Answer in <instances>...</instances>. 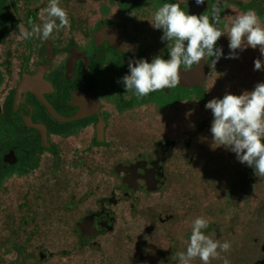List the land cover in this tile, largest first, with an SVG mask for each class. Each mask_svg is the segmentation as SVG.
Instances as JSON below:
<instances>
[{"label":"flooded vegetation","instance_id":"flooded-vegetation-1","mask_svg":"<svg viewBox=\"0 0 264 264\" xmlns=\"http://www.w3.org/2000/svg\"><path fill=\"white\" fill-rule=\"evenodd\" d=\"M48 3L0 0V264H180L165 252L196 217L209 221L206 236L246 248L233 264H264L260 233L243 242L242 221L260 219L264 176L231 151L211 148L205 108L264 83V70H253L255 59L264 61L259 47L226 59L224 34L215 67L214 57L191 70L181 65L175 88L137 97L122 83L129 61L169 58L172 43L150 25L164 3L210 21L215 14L225 31L248 10L264 26V0H59L69 27L44 42L19 39L17 26L42 25ZM133 166L147 187L163 182L140 199L157 220L117 224L116 189ZM200 181L208 190L194 200L187 186Z\"/></svg>","mask_w":264,"mask_h":264},{"label":"clouds","instance_id":"clouds-1","mask_svg":"<svg viewBox=\"0 0 264 264\" xmlns=\"http://www.w3.org/2000/svg\"><path fill=\"white\" fill-rule=\"evenodd\" d=\"M205 0H195L197 6ZM42 25L32 23L31 31L18 25L19 39L37 37L41 42L47 41L53 31L70 26L67 11L59 6V0H49L48 6L41 10ZM57 20L59 24H57ZM214 21V22H212ZM155 30H161V42L172 43L168 59L157 56L149 63L145 59L128 63L129 74L122 77L127 93L133 92L137 97H144L156 91L175 88L180 81L178 70L183 65L191 70L205 57H211V67L223 56V50L216 47L219 38L226 34L229 55L226 59H238L237 50L259 47L264 57V26L254 10L239 13L225 25V31L219 28V18L214 14L212 20L208 15L189 14L181 10L178 3H164L159 7L150 23ZM254 71L264 70V61H253ZM211 110L210 127L211 148L223 147L235 154L241 164L253 169L255 176H264V83H258L254 90L240 95L225 93L222 99L213 98L205 104ZM209 221L196 217L192 222L191 235L186 241V250L178 252L180 264H192L199 259L201 264H210L212 259H222L223 264H230L221 253L231 249L228 241L221 243L206 236L202 229L208 227Z\"/></svg>","mask_w":264,"mask_h":264},{"label":"water","instance_id":"water-1","mask_svg":"<svg viewBox=\"0 0 264 264\" xmlns=\"http://www.w3.org/2000/svg\"><path fill=\"white\" fill-rule=\"evenodd\" d=\"M138 170H140L139 167L133 166L127 172H124L119 187L116 189L119 196L122 197L120 204L123 209L122 212L111 214V220L116 218L117 224H129L135 220H157V213L153 212L150 207L148 209L142 208L140 199L142 197L146 198L144 194L147 190L157 191L161 189L163 182L157 181L156 186L147 187L148 178L142 174H137ZM131 177L133 179H130ZM136 177H141V179H136Z\"/></svg>","mask_w":264,"mask_h":264},{"label":"rangeland","instance_id":"rangeland-1","mask_svg":"<svg viewBox=\"0 0 264 264\" xmlns=\"http://www.w3.org/2000/svg\"><path fill=\"white\" fill-rule=\"evenodd\" d=\"M221 99V98H220ZM229 169L233 167V163L231 161L228 162ZM187 188L191 192L192 199L196 200V196L201 195V192L204 190H208V181H200V182H191V185L187 186ZM252 205V204H251ZM260 219L257 221L255 217L245 215L242 219L244 222V240L243 242H251L252 237L259 232L262 241H264V184L261 188V199H260ZM189 211L191 214H194L195 208L194 206L189 207ZM208 218V214L206 215ZM191 229V227H190ZM186 231V230H185ZM191 232H182L180 235L179 243L173 245L172 248L165 252V254H171L174 257H178L176 254L178 252H183L186 250V241L189 239ZM182 241V242H181ZM221 243L225 240L220 238L218 239ZM246 252V248H231L229 252L224 253L222 252L220 255L221 257L227 258L230 261V264H233L235 261L239 260L242 261ZM179 259V258H178ZM210 264H223L222 259H212L210 260Z\"/></svg>","mask_w":264,"mask_h":264}]
</instances>
